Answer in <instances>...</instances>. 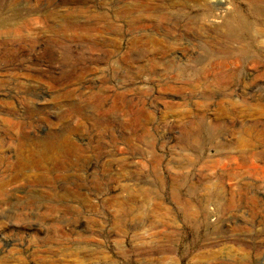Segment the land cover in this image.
Returning a JSON list of instances; mask_svg holds the SVG:
<instances>
[{
	"label": "rangeland",
	"instance_id": "obj_1",
	"mask_svg": "<svg viewBox=\"0 0 264 264\" xmlns=\"http://www.w3.org/2000/svg\"><path fill=\"white\" fill-rule=\"evenodd\" d=\"M262 11L0 0V264H264Z\"/></svg>",
	"mask_w": 264,
	"mask_h": 264
},
{
	"label": "bare ground",
	"instance_id": "obj_2",
	"mask_svg": "<svg viewBox=\"0 0 264 264\" xmlns=\"http://www.w3.org/2000/svg\"><path fill=\"white\" fill-rule=\"evenodd\" d=\"M209 4H210V3H209ZM200 5H201V4H200ZM206 5H207V4H206ZM211 5H212V4H211ZM209 6H210V5H209ZM213 6H214V4H213ZM213 6H212V7H213ZM215 6H216V5H215ZM222 11H223V10H222ZM225 12H226V11H225ZM262 12L264 13V11H262ZM215 14H216V13H215ZM202 15H203V14H201V18L204 17V16H202ZM222 16H223V15H222ZM224 16H225V15H224ZM199 17H200V15H199ZM201 18H199V19H201ZM217 18H218V17H217ZM197 19H198V18H197ZM203 19H204V18H203ZM203 19H202V20H203ZM210 19H211V18H210ZM211 20H212V19H211ZM209 21H210V20H209ZM215 22H216V21H215ZM227 22H228V21L225 22V28H226L227 31L230 33V38H231V39H239V41L245 40V39H243V38H244L243 36H245V35H243V32H242V35H243V36H242V35H241V36L238 35L239 31H237L238 33H236V28H237V26H236V28H235V26H233V28H232L231 26H229L231 23L229 22L230 24H229V23L227 24ZM232 24H233V23H232ZM220 28H222V27H220ZM223 28H224V26H223ZM243 28H244V27H243ZM256 28H257V27H255V29H256ZM258 29H259V28H258ZM245 30H246V29H245ZM256 30H257V29H256ZM256 30H255V31H256ZM251 31H252V30H251ZM255 31H254V33H255ZM247 32H248V31H246V32L244 31V34H246ZM252 32H253V31H252ZM252 32H251V34H252ZM258 32H261V30L258 31ZM258 32H256L257 35H258V37H256L255 39H256L258 42H259V41H263V40H261V39L263 38V35H264V34L262 35V34H260V33H258ZM262 32H263V31H262ZM240 34H241V33H240ZM251 34H249V35H251ZM259 34H260V35H259ZM246 35H247V34H246ZM249 35H248V36H249ZM254 35H255V34H254ZM254 35H253V36H254ZM254 37H255V36H254ZM246 38H247V37H246ZM240 39H241V40H240ZM250 39H252V38H250ZM231 41H232V40H231ZM245 41H246V40H245ZM242 42H243V41H242ZM248 42H249V39H248ZM253 42H254V40H253ZM238 44H239V43H238ZM242 44H243V43H242ZM246 44H247V45H245V46L248 47V44H249V43H246ZM253 44H254V43H253ZM263 44H264V43H263ZM245 46H244V47H245ZM240 47H241V46H240ZM244 47H243V48H244ZM244 49H245V48H244ZM246 50H247V49H246ZM239 51H240V50H239ZM219 66H220V65H219ZM222 69H223V68H222ZM218 70H219V69H218ZM220 70H221V68H220ZM184 72H185V71H184ZM221 74H222V73H221ZM217 75H218V74H217ZM219 75H220V74H219ZM219 75H218L217 78H219ZM225 75H226V73H225ZM225 75H223V76H225ZM227 75H228V73H227ZM223 78H224V79H223ZM227 78H228V76H227ZM222 79L225 81V77H222ZM220 80H221V79H220ZM220 80H219V81H220ZM221 81H222V80H221ZM103 121L105 122L106 120H103ZM106 122H107V124L109 123V121H106ZM105 124H106V123H105ZM131 125H132V124H131ZM131 125H130V126H131ZM133 125H134V124H133ZM125 129H126V128H125ZM131 129H132V128H131ZM129 130H130V129H129ZM125 131H127V130H125ZM123 134H124V133H123ZM125 135H126V134H125ZM125 135H123V136H125ZM126 136H127V135H126ZM126 136H125V137H126ZM125 137H124V138H125ZM125 139H126V138H125ZM71 140H72V139H71ZM120 140H123V139L121 138V139H119V141H120ZM126 140H127V139H126ZM130 140H132V139L130 138ZM127 141H128V140H127ZM74 143H75V142H74ZM74 143H72V142L70 141L69 145H72V146L74 147V146H76V144H78V143H76V144H74ZM126 143H127V142H126ZM129 143H130V142H129ZM129 143H128V144H129ZM131 143H132V142H131ZM124 144H125V143H124ZM133 144H134V143H132V145H133ZM129 145H131V144H129ZM129 145H126V146L128 147ZM78 146H79V145H78ZM130 147H131V146H130ZM132 147H134V146H132ZM79 148H80V147H79ZM131 149H132V148H131ZM64 150H65V149H64ZM78 150H79V149H78ZM78 150H77V151H78ZM133 150H134V149H133ZM69 151L71 152V149H70ZM129 151H130L129 153H132L131 150H129ZM72 152H73V149H72ZM72 152H71V154H72ZM78 152H80V151H78ZM125 152H126V151H125ZM129 153H128V154H129ZM127 157H128V155L126 156V158H127ZM130 158H131V159H129V158H127V159H129V161H131V163H133V160H135V159H132V157H130ZM133 158H134V156H133ZM125 162H127V161L125 160ZM128 164H129V163H128Z\"/></svg>",
	"mask_w": 264,
	"mask_h": 264
}]
</instances>
